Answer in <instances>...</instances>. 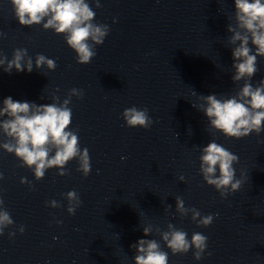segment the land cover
<instances>
[{
  "label": "water",
  "instance_id": "1",
  "mask_svg": "<svg viewBox=\"0 0 264 264\" xmlns=\"http://www.w3.org/2000/svg\"><path fill=\"white\" fill-rule=\"evenodd\" d=\"M101 4L97 9L91 2L96 22L111 31L92 62L81 66L64 36L42 25L21 26L11 0H0V32L6 34L0 53L11 60L15 49L26 48L33 64L38 54L57 64L55 71L45 67L43 73L0 69V105L9 96L39 105L51 103L55 94L62 102L71 89H82L84 98L73 97L70 105L71 129H79L80 147L89 150L92 167L85 178L72 161L69 175L60 177L58 169H51L37 181L32 170L0 148V196L15 223L0 237V264H135L133 244L161 240L155 233L145 237L142 228L167 230L168 223L187 231L189 240L193 232L208 237L200 261L192 251L173 255L161 240L169 264H264V133L242 140L213 134L205 114L192 106L201 103L199 95L228 97L243 86L232 81L228 43L235 0ZM257 59L254 86L264 79V58ZM132 106L149 110L151 128L126 125L122 113ZM213 139L239 156L236 178L245 180L227 199L200 174L201 149ZM181 175L185 182L179 181ZM73 190L82 206L69 215L65 195ZM176 197L213 215V224L203 228L190 216L181 219ZM53 200L63 207L52 208Z\"/></svg>",
  "mask_w": 264,
  "mask_h": 264
},
{
  "label": "clouds",
  "instance_id": "2",
  "mask_svg": "<svg viewBox=\"0 0 264 264\" xmlns=\"http://www.w3.org/2000/svg\"><path fill=\"white\" fill-rule=\"evenodd\" d=\"M95 3L97 9L102 8L101 0H11L15 18L24 27L41 26L45 31H54L65 38L67 46L77 56L81 66L89 65L97 56V47L102 46L110 34V27L96 22V12L91 7ZM113 20V23H116ZM227 31L231 34L228 41L231 45L233 65L232 81L236 85L243 82L234 95L219 97L216 94L199 95L201 103L194 108L205 114L209 122V131L222 133L229 139L242 140L253 133L260 136L264 133V79L254 86L253 77L260 71L258 57L264 58V0H235L234 22L229 23ZM0 38L6 34L0 32ZM255 48V51L253 50ZM55 71V60L43 54L33 58L26 48H17L12 59L0 53V69L11 74L13 70L31 73L34 68L41 73L43 69ZM60 89L57 88L56 92ZM84 98L82 89L73 88L61 102L58 95L51 96V103L36 104L35 102L16 101L7 97L0 105V148L8 154H14L22 163L20 167L32 170L37 181L43 180L51 169H58V175H69L67 165L78 162L77 171L86 178L92 172L89 150L80 147L79 129H71L73 111L70 105L72 98ZM44 97H42L43 99ZM129 128L148 130L153 125L149 110L132 106L122 113ZM264 143V141H261ZM123 159V158H122ZM200 174L210 187L220 193L222 199L238 193L245 180L236 178L239 156L233 154L213 139L201 149ZM243 176V174H242ZM4 175L0 172V181ZM185 182V177H179ZM22 184L34 186L21 179ZM68 202L67 212L75 215L82 206L79 194L73 190L65 195ZM176 213L180 218L191 217L197 227H210L215 217L203 215L195 207H186L181 197H176ZM52 208L63 205L55 200L50 202ZM168 204L167 210L171 211ZM62 223V221H58ZM15 223L0 196V237L5 230L14 228ZM145 237L159 236L173 255H186L193 252L195 260L200 261L208 249V237L201 232H193L191 239L188 232L172 223L167 230L148 225L143 227ZM21 235L25 227H19ZM10 239L16 236L15 231L8 233ZM161 240L140 239L131 247L135 250V264H169L168 252L164 250ZM209 256L212 254L209 252Z\"/></svg>",
  "mask_w": 264,
  "mask_h": 264
}]
</instances>
